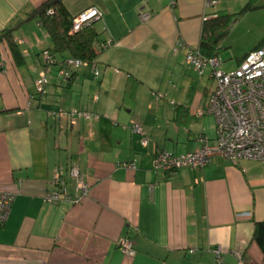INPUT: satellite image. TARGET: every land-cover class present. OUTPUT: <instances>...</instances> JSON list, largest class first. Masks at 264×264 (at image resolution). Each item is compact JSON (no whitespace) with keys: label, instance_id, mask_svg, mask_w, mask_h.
<instances>
[{"label":"crops","instance_id":"crops-1","mask_svg":"<svg viewBox=\"0 0 264 264\" xmlns=\"http://www.w3.org/2000/svg\"><path fill=\"white\" fill-rule=\"evenodd\" d=\"M46 1L0 0V33L21 21L12 33L18 58L0 43V192L14 195L0 228V264H213L217 250L222 264H264L252 239L254 223L264 220V161L215 156L197 170L152 167L157 149L181 154L197 149L200 135L214 139V117L196 113L213 81L209 74L211 85L201 87L204 73L185 54L199 46L204 25L231 13L222 0H62L71 17L100 10L99 74L81 67L62 81L57 72L69 55L55 54L39 95L35 80L51 40L37 20H24ZM105 41L112 44L101 49ZM262 43L234 56L235 65ZM74 109L92 117L72 124L58 113ZM132 122L148 136L146 148ZM71 165L86 195L45 202L57 168L75 198ZM122 236L132 241V257L118 248Z\"/></svg>","mask_w":264,"mask_h":264},{"label":"built area","instance_id":"built-area-1","mask_svg":"<svg viewBox=\"0 0 264 264\" xmlns=\"http://www.w3.org/2000/svg\"><path fill=\"white\" fill-rule=\"evenodd\" d=\"M206 4L214 6L217 0H206ZM47 13L51 15L53 10L49 9ZM139 14L142 21L149 18L148 13L140 11ZM100 18L101 12L98 8H87L72 18L70 30L71 32L79 31ZM111 44V41H105L100 47L105 49ZM43 60L44 63L35 80V89L39 95L45 94L48 83L46 74L55 63V57L49 51H45ZM185 62L193 67L198 75H202L210 66V78L214 86L208 93L205 105L196 113L199 116L207 114L214 117L215 136L210 142L206 135H200L198 138L200 146L193 151L181 154L157 149L152 159L153 169L163 173H173L181 168L197 170L208 165L215 156L222 157L233 164L244 159L264 161V43L248 52L238 65L229 70L222 68L223 63L218 55L206 57L198 47H187ZM89 66L93 68V73L97 76L99 72L94 63L89 64L82 59L68 57L60 63L57 75L62 81H67L74 70ZM156 96L160 97L161 94ZM58 113L69 116L72 124L76 119L87 120L92 117V114L85 109ZM129 128L139 137L140 147L146 148L149 145V138L143 127L137 122H132ZM62 172L61 168L56 169L53 190L45 194V202L54 203L60 200L78 202L86 195L88 185L78 166L71 165L67 171L77 193L73 200L66 191ZM13 197L14 195L10 192H0V228L8 218ZM117 245L124 254L130 257L135 254L132 241L128 237H120ZM219 253L220 251L217 250L213 264H222Z\"/></svg>","mask_w":264,"mask_h":264},{"label":"trees","instance_id":"trees-1","mask_svg":"<svg viewBox=\"0 0 264 264\" xmlns=\"http://www.w3.org/2000/svg\"><path fill=\"white\" fill-rule=\"evenodd\" d=\"M61 1L62 0H48L44 2L37 8L29 11L24 21L37 20L46 30L52 45L49 52L53 57H55V54L67 53L69 57L82 59L89 64L95 63L98 55L96 49V44L98 42L97 32L94 29L95 22L84 26L79 31L71 32L70 28L73 17L68 14ZM253 8L252 0H248L241 8L238 15L252 10ZM49 9L53 10L51 15L47 13ZM230 17L231 16L227 14L220 15L216 17V20L211 21L209 25H204L198 46L204 56L210 57L218 55L220 50L219 43L227 33V28L231 21ZM20 23L21 21H18L0 33V43L5 42L16 59L19 53L13 41L12 33L17 29ZM71 77L69 79H71ZM252 239L260 248L262 255H264V220L254 223Z\"/></svg>","mask_w":264,"mask_h":264},{"label":"rangeland","instance_id":"rangeland-1","mask_svg":"<svg viewBox=\"0 0 264 264\" xmlns=\"http://www.w3.org/2000/svg\"><path fill=\"white\" fill-rule=\"evenodd\" d=\"M247 1L248 0H222L223 6L220 5L221 8L224 7L223 10L231 12L229 14H222L231 16L227 33L219 43L220 50L218 52V57L223 63L222 68L224 70L234 68L236 66L234 56L242 54L245 48H248L257 39L264 38V0H252L254 8L238 15ZM214 6H219V0H217V4ZM97 22H99V20L95 23ZM210 70V66H208L202 78L198 76L197 80L201 81V87L203 84H207L208 86L211 85V80L207 79Z\"/></svg>","mask_w":264,"mask_h":264}]
</instances>
